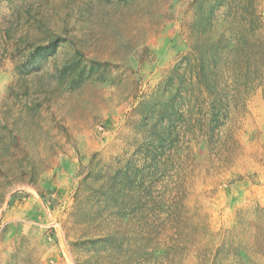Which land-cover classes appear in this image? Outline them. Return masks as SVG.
<instances>
[{
	"label": "rangeland",
	"instance_id": "374dc122",
	"mask_svg": "<svg viewBox=\"0 0 264 264\" xmlns=\"http://www.w3.org/2000/svg\"><path fill=\"white\" fill-rule=\"evenodd\" d=\"M0 264H264V0H0Z\"/></svg>",
	"mask_w": 264,
	"mask_h": 264
}]
</instances>
